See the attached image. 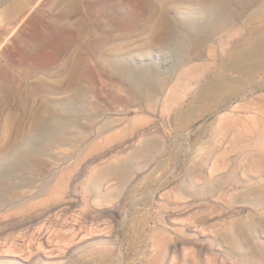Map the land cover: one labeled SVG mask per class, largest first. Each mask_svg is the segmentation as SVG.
Returning a JSON list of instances; mask_svg holds the SVG:
<instances>
[{
    "label": "rangeland",
    "instance_id": "obj_1",
    "mask_svg": "<svg viewBox=\"0 0 264 264\" xmlns=\"http://www.w3.org/2000/svg\"><path fill=\"white\" fill-rule=\"evenodd\" d=\"M166 2L176 23L201 6L200 0ZM76 6L88 11L91 6L86 19L93 23L96 4L86 0H0V68L6 71L0 73V152L11 129H23L32 107L69 95L59 88L36 97L32 89L40 83L46 89L54 79L61 87L60 62L78 41L77 34H67L72 27L66 12L73 21ZM253 16L244 21L246 29L256 25ZM246 29L243 25L247 37ZM89 35L104 38L102 32ZM120 36L113 31L114 39L96 53L104 61L101 67L112 70L105 62L112 55L133 54L129 58L136 65L157 69L155 79L163 82L159 95L150 102L135 99L124 80L97 69L85 72L88 100L102 113L96 133L73 146L48 148L31 159L29 168L2 178L0 264H254L242 237L247 254L226 239L239 225L250 226L251 244L264 250L257 224L264 220V208L251 194L264 185V69L249 80L235 75L237 94L228 85L221 95L214 84H204L218 71L216 58L205 57L189 63L199 70L188 71L181 88L175 81L180 71L174 48L159 51L153 43L144 44L141 35ZM91 42L85 37L74 55L85 54L93 63L87 52ZM141 49L147 55H136ZM12 113L18 120L5 127L4 116ZM111 118L119 119L113 129L99 133L97 126ZM146 137H160L154 156L147 162L131 160L126 181L109 176L96 194L94 173L118 159L130 161Z\"/></svg>",
    "mask_w": 264,
    "mask_h": 264
},
{
    "label": "bare ground",
    "instance_id": "obj_2",
    "mask_svg": "<svg viewBox=\"0 0 264 264\" xmlns=\"http://www.w3.org/2000/svg\"><path fill=\"white\" fill-rule=\"evenodd\" d=\"M156 1L157 7L151 0H86L92 5L96 4V12L90 17L91 21H96L95 23L86 19L91 6L89 11L87 6H84L83 10L76 6L73 21L69 18L70 11L66 12L67 24L72 27L68 29L67 34L70 37L77 34L78 41L76 47L69 50L60 62L59 71L62 73L63 83L59 87L58 80L54 79L48 82L50 85L48 88L43 89L40 83L34 85L32 91L36 97L56 94L59 88L63 89L62 92L70 93L58 103L47 100L36 108L32 107L28 113H24L23 129L16 126L15 129H11L12 133L8 132L6 149L0 152V190L6 187L2 183L4 176H10L17 169L29 168L31 159L40 157L46 149L58 145L73 146L75 142H83L87 134L96 133V123L102 113H96L95 103L88 100L90 94L88 95L82 84L85 72H88L87 74L91 72L92 75L97 69L113 80L114 78L124 80L127 92L135 99L150 102L159 95L163 82L155 79L157 69L148 63L136 65L129 58L133 54L112 55L105 61L112 70L101 67L104 61L100 59L99 54L96 58V53L114 39L112 33L115 30L120 31V37L141 35L144 44L153 43L159 51H165L169 45L174 48L179 57L174 68L180 71L175 81L181 88L188 71L195 73L199 70L197 66L189 63L205 57L212 60L216 58L213 62L217 65L218 71L216 75L213 73L214 77L208 76L204 84H214L217 90L221 91V95H224L228 85L232 92L237 91L239 88L237 83L240 80L238 75L249 80L258 70L264 69V0H200V9H190L180 16L177 23L167 13L168 0ZM248 10L251 12H247ZM248 13L249 17L254 14L256 25L252 24L246 29L244 21L249 18L245 17ZM243 25L247 37L242 34ZM97 32L103 33V40H97L93 35H89ZM85 37L92 41L87 47V52L93 57L91 59L93 63H89L85 54L74 55L77 48L84 43ZM145 54L147 55V51L141 49L136 55L143 57ZM51 65L49 71L56 66L54 63ZM0 73L6 74V71L0 68ZM173 86L170 88L171 91ZM3 88L4 86L0 84V89ZM85 111L90 113L86 115ZM18 117L14 113L5 115V127H13V122L18 120ZM1 118L3 119V112L0 110ZM118 120L111 118L101 123L97 126L99 133L109 128L113 129ZM159 140L160 137H146L135 147L130 161L118 159L95 172L92 177V189L99 194L100 182L109 176L126 181L131 172V160L143 157V161L147 162L154 156L155 149L161 147ZM57 178L55 185L60 187L63 175ZM251 194L257 198L255 203H260L264 208V185L252 188ZM257 224L264 235V220H259ZM253 232L252 227L239 225L231 235H228L226 242L231 248H238L247 254L245 245L239 239L242 237L241 241H245L250 248L254 264H262L264 250H260L258 245L253 247L251 244Z\"/></svg>",
    "mask_w": 264,
    "mask_h": 264
}]
</instances>
